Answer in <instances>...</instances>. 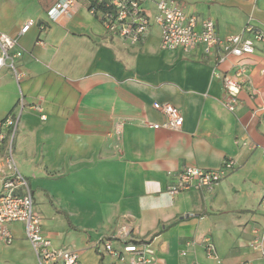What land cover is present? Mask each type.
I'll return each instance as SVG.
<instances>
[{"label": "crops", "instance_id": "1", "mask_svg": "<svg viewBox=\"0 0 264 264\" xmlns=\"http://www.w3.org/2000/svg\"><path fill=\"white\" fill-rule=\"evenodd\" d=\"M172 1L186 15L212 20L219 38L240 33L247 23L264 33V0ZM52 3L42 10L32 5V17L0 32L16 38L28 18L44 21ZM159 39L154 26L138 45L114 38L82 4L46 30L36 24L18 37L23 109L12 160L27 179L42 231L54 248L75 251L80 264L86 258L117 264L95 252L101 238L114 246L124 239L148 243L157 264H262L249 244L252 226L264 217V44L243 59L248 72L230 113L219 76L229 65L214 72L199 49L164 52ZM18 99L13 76L0 70V120L19 112ZM155 102L178 108L180 130L147 125L163 120L152 109ZM226 159L236 168L211 190L167 193L182 169H218ZM9 173L0 153V188ZM9 229L7 255L37 264L23 225ZM205 235L218 261L205 256Z\"/></svg>", "mask_w": 264, "mask_h": 264}, {"label": "built area", "instance_id": "2", "mask_svg": "<svg viewBox=\"0 0 264 264\" xmlns=\"http://www.w3.org/2000/svg\"><path fill=\"white\" fill-rule=\"evenodd\" d=\"M151 3V4H150ZM84 5L87 12L104 29L117 39L130 45L140 44L151 27L160 32L159 49L164 52H181L186 54L200 50L205 58L213 61V70L228 64L229 67L219 74L224 90V108L234 113L238 105L239 93L244 87L248 68L243 59L254 53L258 44H264V33L247 23L240 33L219 38L212 20L195 14L186 15L183 8L172 0H53L45 11L42 22L27 20L16 38L0 32V70H8L15 80L19 99L17 114H10L0 120V153L10 173L2 180L0 188V242L9 246L13 237L10 224L23 225L25 240L32 247L37 264H80L75 251L67 248H54L42 231V216L35 211L34 202L28 182L15 168L12 160V142L23 109L20 81L24 77L16 68V60L21 52L16 51L18 37L24 35L36 24L44 31L47 24L56 22L60 17H70L78 5ZM215 76L216 73H215ZM152 109L159 113L161 123L147 124L153 130L178 131L182 128L184 118L173 105L155 102ZM39 111V107L35 106ZM261 110H264V102ZM122 132V123H116L113 133L116 137ZM245 146V144H243ZM236 162L226 159L218 169L184 168L176 174L174 182L168 187L171 196L187 191L211 190L232 173ZM259 205L264 208V194ZM250 250L257 254L264 264V217L259 224L251 228ZM122 240L114 246L111 239L101 238L94 244L95 252L109 257L117 264H157L155 250L145 242H125ZM207 258L217 260L215 246L209 235L201 239ZM186 251L181 252L185 257ZM250 264V263H243Z\"/></svg>", "mask_w": 264, "mask_h": 264}, {"label": "rangeland", "instance_id": "3", "mask_svg": "<svg viewBox=\"0 0 264 264\" xmlns=\"http://www.w3.org/2000/svg\"><path fill=\"white\" fill-rule=\"evenodd\" d=\"M51 1L52 0H0V15L3 14V10H4L5 6L7 9V11H6V14H7L6 18L7 19L5 20V23L7 25H5V23L2 22V23H0L2 25L0 28L11 29V30L13 29L14 30L24 18L32 17V16H28L33 12V9L31 8L32 5H34L36 8L38 7L39 10H42V9H44V6L47 5V3H50ZM41 13H42V11H41ZM41 16H42V18H43V16L45 17V15H41ZM30 19L34 20L36 22L35 19L28 18V20H30ZM49 24H51V22ZM15 134L16 133H14L12 147H11L12 156H13V150H14L13 148H14ZM12 159H13V157H12ZM26 181H27V179H26ZM39 207H40V204H39ZM34 209H35V207H34ZM40 212L44 215V212L41 208H40ZM4 245H5L4 243L3 244L0 243V264H18L13 258H11L10 256L7 255V253L5 251V248H7L5 246H7V245H5V246ZM183 258H185V257H183ZM81 263L82 264H92V259L86 258L84 260V262H81Z\"/></svg>", "mask_w": 264, "mask_h": 264}, {"label": "trees", "instance_id": "4", "mask_svg": "<svg viewBox=\"0 0 264 264\" xmlns=\"http://www.w3.org/2000/svg\"><path fill=\"white\" fill-rule=\"evenodd\" d=\"M100 262H101V260H99V264H101Z\"/></svg>", "mask_w": 264, "mask_h": 264}]
</instances>
